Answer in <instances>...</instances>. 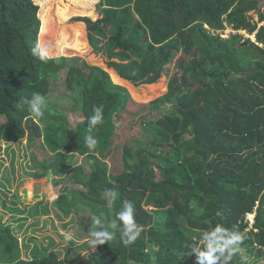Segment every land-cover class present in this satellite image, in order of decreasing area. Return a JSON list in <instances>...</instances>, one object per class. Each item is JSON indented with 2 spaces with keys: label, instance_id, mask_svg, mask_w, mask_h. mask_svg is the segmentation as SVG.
Masks as SVG:
<instances>
[{
  "label": "trees",
  "instance_id": "16d2710c",
  "mask_svg": "<svg viewBox=\"0 0 264 264\" xmlns=\"http://www.w3.org/2000/svg\"><path fill=\"white\" fill-rule=\"evenodd\" d=\"M258 7L259 0H101L99 8L115 15L108 46L117 58L131 52L141 76L144 69L147 77L169 79L167 90L150 100L152 110H163L145 127L153 138L139 140L138 146L116 145L113 162L101 156L113 146L115 116L131 97L125 77L113 78L80 56L39 60L31 49L40 31L42 40L52 43L46 38L49 32L41 29L40 4L0 0V142L16 146L27 138V146H46L44 152L32 153L29 163L23 148L12 151L29 165L21 170L23 178L13 181L21 184L51 175L58 182L68 179L73 188L52 206L59 207L61 220L76 213L87 221L82 229V221L78 223L74 245L71 239L63 243L65 235L60 241L50 237L30 259L21 256L11 226L0 221V264H196L195 254H190L193 238L217 224L247 230L243 247L261 257L264 11ZM226 22L244 32L228 38L214 34ZM57 80L64 83V96L73 93V110L82 114L75 127L49 96ZM37 92L46 100L42 126L34 122L27 104L21 106ZM94 106L103 107V122L90 128L87 119ZM89 136L96 140L93 148L85 143ZM76 155L85 158V165L75 164ZM111 165L121 168L110 172ZM107 189L117 193L111 208L102 198ZM123 200L133 202L143 229L128 246L111 227ZM48 205L37 204L45 212ZM27 210L24 204L21 214ZM255 211L257 231L248 229L245 221ZM95 217L115 237L92 249L87 240L89 230L99 228Z\"/></svg>",
  "mask_w": 264,
  "mask_h": 264
},
{
  "label": "rangeland",
  "instance_id": "374dc122",
  "mask_svg": "<svg viewBox=\"0 0 264 264\" xmlns=\"http://www.w3.org/2000/svg\"><path fill=\"white\" fill-rule=\"evenodd\" d=\"M41 6L40 18L42 20V27H45L46 33L49 35L46 37L52 43V50L54 58L65 55L80 56L90 62L92 65H99L108 70L113 78L119 75L125 77L126 87L131 93V97L126 102L125 107L119 111L115 116L116 127L113 134L110 136L113 146L106 155H102V159L108 161H116V156L113 157L114 148L116 145L126 146L130 144L132 146L140 145L139 140H150L151 135L149 131L145 130V127L163 113L161 111H155L151 109V102L153 98L160 96L168 88L169 79L165 78V75L156 77H147L144 73L140 75L138 69V63H135V59L131 52H121L119 57L117 53L109 48L110 35L108 27L114 21V13L107 9L99 8L101 0H34ZM258 11H264V0H259ZM46 14L48 22H45L44 15ZM45 33V34H46ZM225 37L230 33V29L226 30ZM45 34L43 35L45 37ZM40 31V41L42 40ZM254 38V37H253ZM116 56H115V55ZM134 61V62H133ZM113 62V63H112ZM176 72V69L171 66V71ZM146 72V71H145ZM55 88L49 93L50 98L58 106V108L65 113L69 123L72 127L83 119L82 114L76 113L73 110L75 105L73 93L64 96V83L57 80ZM142 82V84H140ZM47 107H45V110ZM4 121L3 117H0V122ZM42 126V117L38 119ZM153 138V137H152ZM151 138V139H152ZM4 144V143H2ZM34 152H44L45 144L36 143L35 146H27L25 139L18 143L16 146H7L0 144V205L2 200L11 199L15 195L20 196V200L16 202L15 206L11 209H17V212H10V208L3 207L0 212L5 214L2 223L11 226L12 231L19 240V247L21 250V256L27 259L33 257V250L36 247L42 249V245L49 241L50 237L60 241L63 238L61 235L73 237L76 240L78 231L76 230L78 223L82 221L81 229L86 228L87 221H83L78 214H72L61 220L57 216V207L52 206V203L60 196L65 190H70L73 186L67 179L64 182L57 183L58 179L55 176L43 177L41 179H31L18 184V180L14 178H23L24 174L21 170L29 168L28 163L22 164V161L15 154L17 148L24 146ZM121 150V149H120ZM120 150H118L120 152ZM25 151V150H24ZM158 153L164 152L161 149H157ZM100 153V152H98ZM164 154V153H163ZM108 155V156H107ZM31 157V154L27 155ZM27 159V158H26ZM25 159V161H26ZM75 164L85 165V158L76 156L74 159ZM14 165L16 168H14ZM110 172H115L121 167L111 165ZM26 175V174H25ZM27 176V175H26ZM5 181L8 191L5 190ZM34 202L32 206L27 205V212L22 214V217H18V214L23 211V202ZM14 202V201H12ZM35 202L42 203V205L49 204V211L45 212L43 206H39V209ZM19 206H18V205ZM60 210V209H59ZM1 216V215H0ZM93 215L90 216V218ZM250 217L253 218L251 215ZM66 239L63 242L68 245H74L73 240ZM68 241V242H67ZM61 248V247H56ZM65 249V247H62ZM248 257L247 262L240 259H236L237 264H264V255L259 257L256 254H251L246 251ZM259 257V258H258Z\"/></svg>",
  "mask_w": 264,
  "mask_h": 264
},
{
  "label": "clouds",
  "instance_id": "9594fccd",
  "mask_svg": "<svg viewBox=\"0 0 264 264\" xmlns=\"http://www.w3.org/2000/svg\"><path fill=\"white\" fill-rule=\"evenodd\" d=\"M226 23L227 26L222 31H214V34H219L223 38H228L231 34L244 32L242 30H235L231 26V24H229L228 22ZM228 29H230V33L227 37H225L224 32ZM31 52L33 56L44 62L54 58L52 46L41 42L39 39L32 47ZM24 104H27L28 111L34 122L38 121V119L44 115L46 100L45 97L40 93H33L30 99H23L21 101V106H23ZM102 122L103 107L94 106L92 114L87 119V124L91 128L101 124ZM85 143L89 148H93L96 144V140L89 136L85 138ZM0 144L2 146H15L14 143H8L5 141L0 142ZM25 144L27 145V138H25ZM22 148V153L28 154L26 151H24V149H27L25 145L22 146ZM31 152L34 153V151ZM56 178L58 179V177ZM5 190L8 191V188ZM58 198L59 196L56 198V200ZM102 198L106 201L107 206L111 208L117 199V193L114 190L107 189L104 191ZM19 200L20 197L15 195L11 199L3 198L1 203L10 204V207L13 208L16 205L15 202H18ZM251 215L253 216V218L250 217ZM256 217V211L254 213L247 214L245 221L249 222L248 229H254L255 231L258 230L255 228ZM250 219L254 220V222H251ZM93 221L94 224L99 225V228L95 231L89 230V238L87 240V243L92 249H96L98 245L100 246L105 244L106 242L112 241L115 237V233L113 231H110L109 228L103 224L100 218L95 217L93 218ZM111 227L119 231L120 240L125 246L131 245L137 240L143 229L135 219V209L133 202L129 200L122 201L120 209L116 213V220L112 222ZM72 238L73 237L71 236L66 237V239ZM193 239L195 242L191 247L190 254H195L196 264H231L233 258L237 255H239L240 259L244 262H247L248 260L246 249L243 247L244 241L248 239L247 230H244L242 232L238 228H228L223 225L217 224L211 229L202 232L199 236V239ZM60 249L62 250V247Z\"/></svg>",
  "mask_w": 264,
  "mask_h": 264
},
{
  "label": "crops",
  "instance_id": "0c3cea01",
  "mask_svg": "<svg viewBox=\"0 0 264 264\" xmlns=\"http://www.w3.org/2000/svg\"><path fill=\"white\" fill-rule=\"evenodd\" d=\"M33 152H31V153H28V155L29 154H32ZM33 155V154H32ZM31 155V156H32ZM27 158H30L31 159V157H27ZM33 180H35V179H33ZM20 197V196H19ZM21 199V198H20ZM22 201V200H21ZM23 202V204H25L26 206L27 205H29V207L30 206H32L33 204H34V202H28V204H27V202H25V200L24 201H22ZM36 204H39V202H35ZM8 206H5V205H0V207H1V210L3 209V207L4 208H6V209H9L10 210V212H11V214H12V210H11V207H10V204H7ZM23 208H24V205L22 206ZM20 213H22V212H20ZM0 221H2L3 220V217L5 216V214H3L2 212H0ZM19 216L18 217H22V214H18ZM264 255V254H263Z\"/></svg>",
  "mask_w": 264,
  "mask_h": 264
},
{
  "label": "built area",
  "instance_id": "2783aa9c",
  "mask_svg": "<svg viewBox=\"0 0 264 264\" xmlns=\"http://www.w3.org/2000/svg\"><path fill=\"white\" fill-rule=\"evenodd\" d=\"M251 222H254V220L250 219Z\"/></svg>",
  "mask_w": 264,
  "mask_h": 264
}]
</instances>
